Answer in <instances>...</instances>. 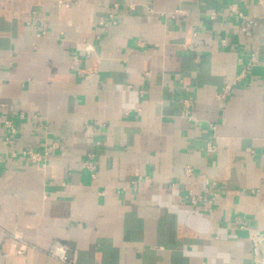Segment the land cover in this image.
Here are the masks:
<instances>
[{
    "label": "crops",
    "instance_id": "crops-1",
    "mask_svg": "<svg viewBox=\"0 0 264 264\" xmlns=\"http://www.w3.org/2000/svg\"><path fill=\"white\" fill-rule=\"evenodd\" d=\"M0 158V264H257L264 0H0Z\"/></svg>",
    "mask_w": 264,
    "mask_h": 264
},
{
    "label": "built area",
    "instance_id": "built-area-1",
    "mask_svg": "<svg viewBox=\"0 0 264 264\" xmlns=\"http://www.w3.org/2000/svg\"><path fill=\"white\" fill-rule=\"evenodd\" d=\"M229 11L231 13L233 12L235 14L236 13L235 6L231 5L229 8ZM177 14L179 15L180 12H178ZM210 18H211V20H213L215 18V14H212ZM238 18L240 20L239 32L243 36L250 38L252 36V30H253V27L255 25L254 20L251 18L242 16V15H239ZM111 23H114V19H113L112 15H109V20L107 22H104V24H102V25L107 26ZM220 44L222 46H226L227 38L221 39ZM256 61L257 60H256L255 55L250 54V57H249L247 64L241 70V72L238 74V76L234 79L232 85H234V84L238 83L239 81H241L242 79H244L247 76L248 72L250 71L251 65L253 63H255ZM232 85L225 86L221 90V92L216 95L217 100L223 101L226 98V96H228V94L230 93ZM182 104H183V109L185 111V116L189 115L188 111H189V108L191 106L190 102L184 101V102H182ZM3 125H4L5 130H6L5 140L7 142L11 143L13 141L15 129H14V127L10 121H4ZM206 145H207L206 146L207 152L212 153L214 151V148L211 145V143H207ZM59 147L60 146H59L58 142L51 141L45 145V148L43 151L25 150V151H22L20 153V155L23 156L24 158H27L31 163H36V164H39L40 167H43L46 164V162L49 160V158L51 156H53L52 155L53 152L56 150H59ZM16 155H19V154L15 153V152H11L12 157H15ZM93 158H94V154L90 153L87 156V159L81 165L82 169L87 171L91 178L95 177V169H96ZM0 160H1V158H0ZM187 171L189 172L190 170L188 169ZM207 196H208L207 191L202 196L189 193L186 196V199L191 204V206L196 207L199 202L209 203ZM257 246L260 248V253L257 255V264H264V231L260 232L258 234ZM24 250H25V246H21L16 250V253L21 254L24 252ZM67 251H68V249L66 246L59 244V243H56L48 250V254L50 256L58 259L61 262L69 264L70 260L68 258Z\"/></svg>",
    "mask_w": 264,
    "mask_h": 264
}]
</instances>
